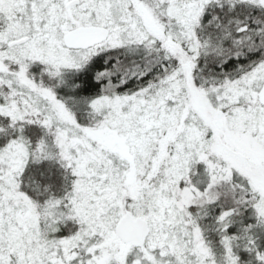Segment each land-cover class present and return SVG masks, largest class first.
I'll return each instance as SVG.
<instances>
[{"label": "snow or ice", "instance_id": "snow-or-ice-1", "mask_svg": "<svg viewBox=\"0 0 264 264\" xmlns=\"http://www.w3.org/2000/svg\"><path fill=\"white\" fill-rule=\"evenodd\" d=\"M0 264H264V0H0Z\"/></svg>", "mask_w": 264, "mask_h": 264}]
</instances>
